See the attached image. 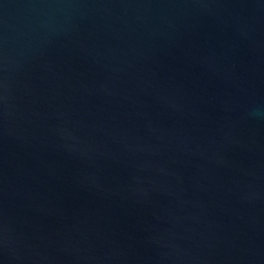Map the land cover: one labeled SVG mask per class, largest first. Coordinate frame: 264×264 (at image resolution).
Segmentation results:
<instances>
[{"label":"water","instance_id":"1","mask_svg":"<svg viewBox=\"0 0 264 264\" xmlns=\"http://www.w3.org/2000/svg\"><path fill=\"white\" fill-rule=\"evenodd\" d=\"M0 264H264V0H0Z\"/></svg>","mask_w":264,"mask_h":264}]
</instances>
